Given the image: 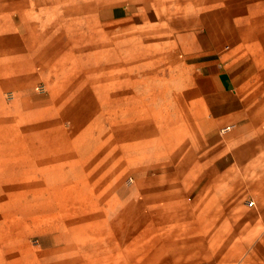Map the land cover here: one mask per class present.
I'll use <instances>...</instances> for the list:
<instances>
[{
    "label": "crops",
    "instance_id": "obj_1",
    "mask_svg": "<svg viewBox=\"0 0 264 264\" xmlns=\"http://www.w3.org/2000/svg\"><path fill=\"white\" fill-rule=\"evenodd\" d=\"M135 31L153 35L158 54L185 80L186 92L181 98L189 134L194 136L193 144L185 149V168L165 177L179 185L171 187L172 194L183 199L193 195L192 205L171 209V214L188 217L186 242L178 246L172 262L264 264V0H0V94L9 86H28L38 60L48 58L55 65L66 64L71 56H98L100 40H107V46H116L125 55ZM108 75L103 90L98 88L92 94L98 96L91 100L109 115L103 123L109 122L117 109L129 106V89H117L119 78ZM100 80L97 77L90 82ZM50 110L42 114L58 118L50 115ZM48 117L47 123L45 119L40 124L41 134L47 138L44 144L54 146L57 139L51 137L55 134L51 126L56 120L50 122ZM80 119L79 126L89 118ZM103 136L100 141L94 139L100 148L93 151L91 164H82L78 173L81 187L77 189L75 183L67 188L78 190V197L71 202H79L78 207L71 205L64 212L58 205L32 203L25 214L50 217L45 231L58 233L52 239L64 254L61 262L54 264L113 263L112 257L103 254L97 258L83 253L77 258L67 255V251L78 253L77 243L69 238L79 230L77 224L86 234L93 215H109L91 212L104 198L97 183L90 187L89 178L120 182L129 165L140 160L136 151L141 147V134L110 130L105 140ZM49 163L50 159L43 161ZM27 165L33 167L35 162ZM1 166L0 155V184ZM16 166L15 162L11 165ZM49 192V188L41 195L33 191L31 201L43 199ZM133 201H127L137 209L133 214L141 215L138 209L147 201L142 197ZM15 214L11 210L4 216ZM158 214L159 208L151 206L143 216L157 221ZM4 216L0 220V264H34L33 259L4 255L11 234ZM26 227L32 228L29 222Z\"/></svg>",
    "mask_w": 264,
    "mask_h": 264
},
{
    "label": "rangeland",
    "instance_id": "obj_2",
    "mask_svg": "<svg viewBox=\"0 0 264 264\" xmlns=\"http://www.w3.org/2000/svg\"><path fill=\"white\" fill-rule=\"evenodd\" d=\"M145 33H132L130 49H126L128 53L125 55H121L122 50L116 46H107V40H100L99 55L95 57L71 56L67 57L70 60L66 64L60 62L55 65L50 64L48 58L43 62L38 60L34 75L27 80L28 86H9L1 92L0 220L11 210L16 213L4 216V224L9 222L11 225L7 243L4 233L7 246L4 255L24 258V261L33 259L34 264L61 262L64 254L52 239L58 233L45 231L50 217L25 214L32 203L35 206L43 202L48 206L58 205L64 212L66 208L70 210L71 205L78 207L79 202L71 203L78 197L76 192L82 185L79 182L82 176L78 173L83 170L82 164H91L92 160H89L93 151L100 148V143L95 145L94 139L97 137L100 141L104 135L102 138L105 140L111 130L112 133L141 134V147L136 151L140 160L129 165L120 182L109 180L103 183L102 179L96 182L92 176L89 178L92 182L90 187L97 183L96 186L103 191L100 197L104 198L103 203L99 202L98 207L92 211L89 208V211H105L109 215H93L89 224L92 231L86 234L81 224H77L79 230L69 238L77 243L78 253L67 251V255L77 258L83 253L89 258H97L103 254L113 258V263L108 259L109 263L98 264H176L172 262L173 254L186 242L188 217L171 214V209L192 205L193 195L183 199L181 195L179 198L172 194L171 187L179 185H172L165 177L177 175L185 168V149L187 144H193L194 136L189 134L186 105L181 98V94L186 92L185 80L180 78L177 68L171 70L165 56L158 54V42L150 37L153 35ZM144 35L149 37L145 39ZM108 73L119 78L115 83L117 89H129L126 95L129 106L117 109L110 123H103L109 115L91 100L98 96H92L99 91L98 88L103 90ZM97 77L101 80L90 82ZM47 109H51L50 115L58 117L56 122L48 114H42ZM47 117L56 123L51 126L55 132L51 137L57 139L54 146L44 144L47 138L41 134L40 124ZM86 117L89 119L79 126V119ZM47 159L51 160L48 166L43 164ZM14 162L19 166L11 167ZM29 162H35V165H27ZM75 183H78L76 190L67 189ZM59 186L62 189L59 190ZM48 188L50 192L43 199L31 201L33 191L41 195L42 190ZM53 188L55 190L51 192ZM139 197L147 201L138 209L141 215L133 214L137 209L127 202L133 198L135 202ZM155 197L160 200L155 204L149 203L148 200ZM151 206L159 208L157 221L156 217L143 216ZM130 211V214H125ZM120 213L123 215H118ZM27 222L32 228L26 227ZM125 259L127 262L123 263ZM144 259L147 262H143Z\"/></svg>",
    "mask_w": 264,
    "mask_h": 264
},
{
    "label": "bare ground",
    "instance_id": "obj_3",
    "mask_svg": "<svg viewBox=\"0 0 264 264\" xmlns=\"http://www.w3.org/2000/svg\"><path fill=\"white\" fill-rule=\"evenodd\" d=\"M156 198V197H155ZM146 202V201H145ZM150 203V202H149ZM155 203V202H154ZM136 209V208H135ZM127 213V212H126ZM91 221V220H90ZM86 222V221H85ZM84 228V227H83ZM160 239V238H159ZM154 242V241H153Z\"/></svg>",
    "mask_w": 264,
    "mask_h": 264
},
{
    "label": "built area",
    "instance_id": "obj_4",
    "mask_svg": "<svg viewBox=\"0 0 264 264\" xmlns=\"http://www.w3.org/2000/svg\"><path fill=\"white\" fill-rule=\"evenodd\" d=\"M252 205V203H248V206H251Z\"/></svg>",
    "mask_w": 264,
    "mask_h": 264
}]
</instances>
